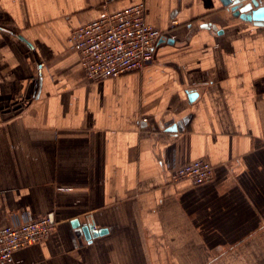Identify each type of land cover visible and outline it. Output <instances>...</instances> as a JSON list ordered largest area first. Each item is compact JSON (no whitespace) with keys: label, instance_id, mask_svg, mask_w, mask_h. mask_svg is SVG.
<instances>
[{"label":"crops","instance_id":"crops-1","mask_svg":"<svg viewBox=\"0 0 264 264\" xmlns=\"http://www.w3.org/2000/svg\"><path fill=\"white\" fill-rule=\"evenodd\" d=\"M138 2L153 59L87 79L71 30ZM171 152L212 179L169 181ZM24 210L55 230L8 264H264V23L221 0H0V228Z\"/></svg>","mask_w":264,"mask_h":264},{"label":"built area","instance_id":"built-area-1","mask_svg":"<svg viewBox=\"0 0 264 264\" xmlns=\"http://www.w3.org/2000/svg\"><path fill=\"white\" fill-rule=\"evenodd\" d=\"M163 36L161 30L146 22L145 4L138 2L72 29L67 40L77 52L87 79L99 81L143 69L153 59ZM166 159L171 182L187 180L199 185L212 179L213 167L204 158L179 163L171 152ZM55 225L49 215L36 216L25 210L11 213L9 223L0 228V264L10 263L17 250L47 239Z\"/></svg>","mask_w":264,"mask_h":264},{"label":"water","instance_id":"water-1","mask_svg":"<svg viewBox=\"0 0 264 264\" xmlns=\"http://www.w3.org/2000/svg\"><path fill=\"white\" fill-rule=\"evenodd\" d=\"M225 5H231V9L236 11L240 17L253 20L256 23H264V3L259 4L256 0H221ZM196 94L191 93L190 98H194ZM71 224L76 228L77 235L86 240H90L97 236L100 231L93 229L91 224L81 225L78 220L71 221Z\"/></svg>","mask_w":264,"mask_h":264}]
</instances>
